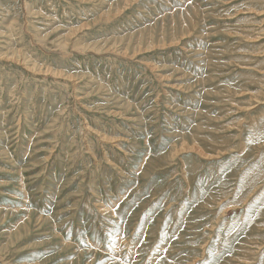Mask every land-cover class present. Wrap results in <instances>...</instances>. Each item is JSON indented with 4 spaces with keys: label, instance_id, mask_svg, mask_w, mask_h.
<instances>
[{
    "label": "rangeland",
    "instance_id": "374dc122",
    "mask_svg": "<svg viewBox=\"0 0 264 264\" xmlns=\"http://www.w3.org/2000/svg\"><path fill=\"white\" fill-rule=\"evenodd\" d=\"M37 263L264 264V0H0V264Z\"/></svg>",
    "mask_w": 264,
    "mask_h": 264
},
{
    "label": "bare ground",
    "instance_id": "6f19581e",
    "mask_svg": "<svg viewBox=\"0 0 264 264\" xmlns=\"http://www.w3.org/2000/svg\"><path fill=\"white\" fill-rule=\"evenodd\" d=\"M124 1V0H123ZM107 18H109V17H107ZM60 38V37H59ZM114 44V43H113ZM18 52V51H17ZM122 53H124V52H122ZM135 53V52H134ZM125 54V53H124ZM12 56V55H11ZM13 57V56H12ZM54 75V74H53ZM178 145V144H177ZM39 220V219H38ZM26 231V230H25ZM28 233V232H27ZM64 234V233H63ZM38 264V263H37Z\"/></svg>",
    "mask_w": 264,
    "mask_h": 264
}]
</instances>
